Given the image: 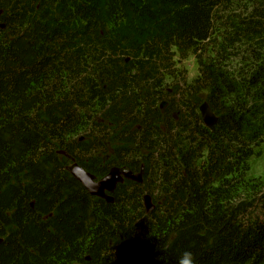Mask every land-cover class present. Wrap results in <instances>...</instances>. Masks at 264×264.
Wrapping results in <instances>:
<instances>
[{
  "label": "trees",
  "instance_id": "obj_1",
  "mask_svg": "<svg viewBox=\"0 0 264 264\" xmlns=\"http://www.w3.org/2000/svg\"><path fill=\"white\" fill-rule=\"evenodd\" d=\"M263 144L264 0H0V264H264Z\"/></svg>",
  "mask_w": 264,
  "mask_h": 264
},
{
  "label": "rangeland",
  "instance_id": "obj_2",
  "mask_svg": "<svg viewBox=\"0 0 264 264\" xmlns=\"http://www.w3.org/2000/svg\"><path fill=\"white\" fill-rule=\"evenodd\" d=\"M178 69L187 71L186 78L189 82H192L199 75L198 66L194 58L183 63H178ZM240 86H245L243 79L240 81ZM241 188L233 202L237 206L245 205V210L243 213L234 214V218L237 221L250 225L257 217L264 214V144L252 158L250 172L246 175Z\"/></svg>",
  "mask_w": 264,
  "mask_h": 264
},
{
  "label": "water",
  "instance_id": "obj_3",
  "mask_svg": "<svg viewBox=\"0 0 264 264\" xmlns=\"http://www.w3.org/2000/svg\"><path fill=\"white\" fill-rule=\"evenodd\" d=\"M200 113L202 114L203 120L206 125L212 126L215 123L216 117L212 114L209 106L206 103L202 105ZM72 173L93 196L101 198H106V190L114 191L116 183L121 181V175H124L128 179H134L128 171H114L104 180L100 181L99 183H95V178L90 176L80 167H75ZM135 180L140 182L141 178H135ZM147 209L149 212L153 210V206L151 205L149 200L147 201Z\"/></svg>",
  "mask_w": 264,
  "mask_h": 264
},
{
  "label": "clouds",
  "instance_id": "obj_4",
  "mask_svg": "<svg viewBox=\"0 0 264 264\" xmlns=\"http://www.w3.org/2000/svg\"><path fill=\"white\" fill-rule=\"evenodd\" d=\"M180 264H196L194 254L191 251H185Z\"/></svg>",
  "mask_w": 264,
  "mask_h": 264
},
{
  "label": "flooded vegetation",
  "instance_id": "obj_5",
  "mask_svg": "<svg viewBox=\"0 0 264 264\" xmlns=\"http://www.w3.org/2000/svg\"><path fill=\"white\" fill-rule=\"evenodd\" d=\"M170 93H172V91H171V90H170ZM92 177H93V176H92ZM94 178H95V180H94V181H95V182H98V181H97V179H96V177H94ZM122 178H124V177H122ZM129 180H130V181H133V180H135V177H134V179H129ZM105 194H106V193H105ZM106 199H108V198H107V195H106Z\"/></svg>",
  "mask_w": 264,
  "mask_h": 264
}]
</instances>
